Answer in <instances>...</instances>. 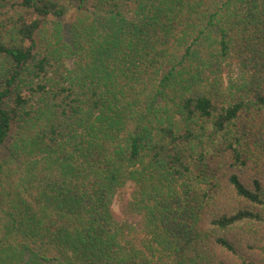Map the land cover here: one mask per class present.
<instances>
[{"label": "trees", "instance_id": "trees-1", "mask_svg": "<svg viewBox=\"0 0 264 264\" xmlns=\"http://www.w3.org/2000/svg\"><path fill=\"white\" fill-rule=\"evenodd\" d=\"M0 264H264V0H0Z\"/></svg>", "mask_w": 264, "mask_h": 264}, {"label": "rangeland", "instance_id": "rangeland-1", "mask_svg": "<svg viewBox=\"0 0 264 264\" xmlns=\"http://www.w3.org/2000/svg\"><path fill=\"white\" fill-rule=\"evenodd\" d=\"M65 24H66V22H65ZM228 79V77H225V80H227Z\"/></svg>", "mask_w": 264, "mask_h": 264}]
</instances>
